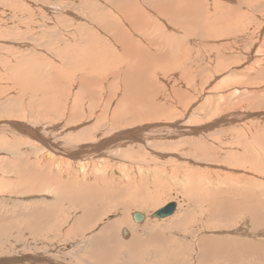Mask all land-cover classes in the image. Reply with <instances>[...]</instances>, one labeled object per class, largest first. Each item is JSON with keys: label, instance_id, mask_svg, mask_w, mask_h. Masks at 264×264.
I'll return each instance as SVG.
<instances>
[{"label": "rangeland", "instance_id": "374dc122", "mask_svg": "<svg viewBox=\"0 0 264 264\" xmlns=\"http://www.w3.org/2000/svg\"><path fill=\"white\" fill-rule=\"evenodd\" d=\"M195 1L197 15L174 31L150 11L157 0H0V123L36 122L53 145L36 149L0 127V264H38L40 255L59 264H264V113L254 117L264 109L252 105L264 92L253 101L232 90H264L248 74L264 63V0ZM119 35L143 48L141 39L160 42L165 54L136 74ZM229 117L241 121L215 129ZM123 130L143 131L141 141L89 150ZM239 132L255 136L249 163ZM170 202L172 216L149 217ZM135 212L144 221L134 223Z\"/></svg>", "mask_w": 264, "mask_h": 264}, {"label": "bare ground", "instance_id": "6f19581e", "mask_svg": "<svg viewBox=\"0 0 264 264\" xmlns=\"http://www.w3.org/2000/svg\"><path fill=\"white\" fill-rule=\"evenodd\" d=\"M143 1V3H146V4H154V2H155V0H154V2L152 1V0H142ZM172 3H171V2ZM182 1V3L181 2H179V0H174V2L172 1V0H157V2H159V8H156V9H154L155 7L152 5L151 7L153 8V9H150V11L151 12H153V13H155L156 14V16L157 17H159V18H164V17H166V18H168V22H173V24H175L174 25V31H175V29L177 28L176 27V25L179 27V28H181V29H183V31H185V26H186V24L185 23H182L181 21H185V20H188V19H192L193 17V15H197V13L196 12H198V10H200V4H202V3H198L197 1H195V0H188V4L186 3V1H184V0H181ZM203 0H201V1H199V2H202ZM243 1V0H242ZM253 2H254V0H253ZM123 3V2H122ZM173 3H178L176 6H173L172 4ZM204 3H205V1H204ZM250 3H252V1H250ZM114 4H116V3H114ZM158 4V3H157ZM156 4V5H157ZM155 5V4H154ZM205 5V4H204ZM248 5V4H247ZM252 6V5H251ZM218 7V6H217ZM229 9V8H228ZM231 10H232V8H231ZM138 11L139 10H136V11H134V14L135 15H138ZM175 11H178V14L179 15H181V17L180 18H178V17H176V15H175V13H173V12H175ZM205 11V10H204ZM223 11V10H222ZM233 11V10H232ZM142 12V11H141ZM215 13V12H214ZM217 13V12H216ZM185 14V15H184ZM110 15V14H109ZM124 16H125V14H123ZM143 16H147L144 12H143V14H142ZM182 15L185 17V19L184 18H182ZM219 15H221V17H222V15L223 14H221V12H220V14ZM143 16H142V18H143ZM164 16V17H163ZM217 16V15H216ZM218 17V16H217ZM227 17V16H226ZM229 17V16H228ZM227 17V18H228ZM117 18V17H116ZM125 18H126V16H125ZM136 18V17H135ZM138 18V17H137ZM201 19V24L199 25L200 27H208L209 26V24H210V21L211 20H209V16H208V14H206L205 13V15H204V17L203 16H201L200 17ZM213 18V17H212ZM129 19V18H128ZM127 19V21H129ZM133 19V18H132ZM219 19V18H218ZM180 20V21H179ZM213 20V19H212ZM148 21V20H147ZM146 21V23L148 24V22ZM156 21V20H155ZM112 22V21H111ZM114 22V21H113ZM112 22V24H114ZM151 22V21H150ZM157 22V21H156ZM166 22V21H165ZM215 22V21H214ZM109 23V22H108ZM216 23V22H215ZM225 23V22H224ZM158 25H159V23H157ZM220 24V23H219ZM118 25V24H117ZM134 25V24H133ZM157 25V26H158ZM222 25V24H221ZM225 25V24H224ZM106 26H107V24H106ZM111 26V25H110ZM113 26V25H112ZM111 26V27H112ZM147 26H149V25H147ZM190 26V25H189ZM192 26H194V25H192ZM211 26V25H210ZM145 27V26H144ZM159 27H161L160 25H159ZM195 27V26H194ZM197 27V26H196ZM213 27V26H212ZM211 27V28H212ZM115 28V27H114ZM134 28H135V25H134ZM152 29H154V31L156 32V33H158L159 34V28H157V27H151ZM210 28V27H209ZM208 28V29H209ZM219 28V27H218ZM122 29V28H121ZM148 29V27H146V29H144V30H147ZM216 29V28H215ZM215 29H213V31L215 30ZM221 29L223 30L224 28H222L221 27ZM234 30H237V29H235V28H233ZM123 30V29H122ZM201 30V29H200ZM203 30V29H202ZM205 30V29H204ZM211 30V29H210ZM217 30V29H216ZM218 30H220V29H218ZM162 31V30H161ZM189 31V30H188ZM193 31V30H192ZM221 31V30H220ZM228 31V30H227ZM128 32V31H127ZM194 32H196V31H194ZM217 32V31H216ZM215 32V33H216ZM219 32V31H218ZM229 32V31H228ZM231 32V31H230ZM135 33V32H134ZM146 33V35H147V32H145ZM175 33H177V32H175ZM209 33V32H208ZM214 33V32H213ZM211 34V33H209V34H211L209 37H213V38H221L223 35H224V33H222L221 34V32H220V34L219 35H214V34ZM235 33V32H234ZM262 32H260V34H261ZM116 34V33H115ZM137 34V33H136ZM208 34V35H209ZM231 34V33H230ZM150 35V34H149ZM154 35H156V34H154ZM176 35V34H175ZM116 36V35H115ZM167 36V35H166ZM148 37V36H147ZM260 37V36H259ZM109 38V37H108ZM107 38V39H108ZM119 38L122 40V42H123V46H124V53L122 54V56L121 57H125V56H127L128 58H126L127 60H129V61H131V62H134V63H136L137 64V67L135 68V72H136V74H140L141 75V72H139V68H141L146 62L145 61H147V59L148 60H150V61H152V63L154 62V61H156V60H158L159 58H162L163 57V55L165 54V51H164V48L161 46V54L159 53V50H160V48H156L157 47V45H159V43H157V42H154L153 40H150V39H146V40H140V44L143 42V43H145V45H146V48H143L142 46H140V45H137L136 44V42L137 41H134V40H132V38H130V40H128L127 41V37L126 36H123V35H119ZM224 38V37H223ZM109 40V39H108ZM169 40V39H168ZM207 40V39H206ZM209 40V39H208ZM111 41H113L112 39L110 40V42ZM116 41H118V40H116ZM116 41H114V42H116ZM171 42V41H170ZM175 42H177V40H175ZM194 42V41H193ZM113 43V42H112ZM111 43V44H112ZM119 43V42H118ZM166 43V42H165ZM172 43V42H171ZM111 44H109V45H111ZM218 44H220V43H218ZM217 44V45H218ZM222 44V43H221ZM121 45V44H120ZM142 45V44H141ZM161 45V44H160ZM215 45V44H214ZM116 46V45H115ZM104 47V46H103ZM106 47V46H105ZM108 47H111V46H108ZM218 47H219V45H218ZM222 46H220V48H221ZM253 47H254V45H253ZM102 48V47H101ZM177 48V47H176ZM250 48V47H249ZM110 49V48H109ZM213 49H215V51L216 50H218V49H216V48H214L213 47ZM251 49V48H250ZM249 49V50H250ZM99 50V49H98ZM101 50H103V49H101ZM112 50H113V48H112ZM210 50V49H209ZM107 51H109L108 49H107ZM107 51H105V52H107ZM114 51V50H113ZM192 51V50H191ZM220 51V50H219ZM251 51V50H250ZM253 51V50H252ZM206 52V51H205ZM222 52V51H221ZM230 52V51H229ZM114 53V52H113ZM212 53V52H211ZM210 53V54H211ZM208 55L209 57L211 56V58H213V57H216V56H218V59L221 57L220 55H218V51H217V54H215L214 53V55ZM223 54V53H222ZM224 54H225V52H224ZM223 54V56H226V55H224ZM231 55V54H230ZM119 56V55H118ZM248 56H250V55H248ZM227 57H229L228 55H227ZM13 58V57H12ZM251 57H249V59H250ZM107 60V59H106ZM123 60V59H122ZM210 60H212V59H210ZM244 61V60H243ZM118 64V63H117ZM264 63L263 62H256V64H254L255 65V70H250V71H248V74H258L259 75V78L261 79V80H264L263 79V77H264V65H263ZM125 65V64H124ZM124 65H123V67H124ZM48 70H50V69H48ZM249 70V69H248ZM62 71V70H61ZM126 71V70H125ZM42 72V71H41ZM169 72H175V69L174 68H170L169 69ZM124 73V72H123ZM45 74V73H44ZM48 75V74H47ZM129 75V74H128ZM131 75V74H130ZM143 75V74H142ZM176 77V76H175ZM177 79V78H176ZM56 80H58V79H56ZM191 80V79H190ZM179 83H181V81H179ZM187 84V83H186ZM252 84H254V83H252ZM255 85H256V83H255ZM261 85V84H260ZM260 85H256L255 87H253L251 90H250V93H247L246 91H247V89L248 88H245V89H243V87L245 86V87H247L246 85H243V87H236V88H233L232 90H235V91H237V92H241V94H244V95H246V96H250L251 98L250 99H253V98H258L259 97V94H262L263 92H264V90H261V86ZM240 86V85H239ZM252 86V85H251ZM215 88V87H214ZM188 89V88H187ZM237 89H243L244 91H241V90H237ZM246 90V91H245ZM172 92H174L173 90H171ZM189 91V90H188ZM249 91V90H248ZM229 92V91H228ZM229 94H230V92H229ZM174 97V96H173ZM185 97V96H184ZM230 97H231V95H230ZM253 101H254V99H253ZM264 102L263 101H261L260 99L258 100V101H256V102H253L252 103V105H260L261 107H262V109H264V106L263 105H261V104H263ZM61 105V104H60ZM251 105V106H252ZM45 106V105H44ZM169 106V105H168ZM237 106V105H236ZM252 109H254L253 107H251ZM255 110H258V111H260V109L259 108H257V109H255ZM176 111V110H175ZM231 111V110H230ZM236 112V111H235ZM253 113H255V112H253ZM263 113L264 112H259V113H255L256 115L254 116L255 117V119H257V121L258 120H260V117L263 115ZM226 115V114H225ZM226 116H230V115H226ZM228 119H230V117L228 118ZM239 121H241V120H235V121H233V120H231L230 119V121H228V122H224V123H222V122H219L217 119L216 120H214V122H213V125H214V127H215V129H218V128H222V127H225V128H227V127H230V124H232V125H235V124H237V123H239ZM256 121V122H257ZM81 122V121H80ZM236 122V123H235ZM226 123H228V124H226ZM32 124V126H30V125H27V124H25V123H22V122H14V121H10V122H8V121H6V122H3V123H0V127L1 128H4V127H7V128H11V129H14L15 131H17L18 133H21V134H23L24 136H26V137H30V139L31 140H35V142H33L34 143V145H36V146H38L36 149H40L41 148V150L42 149H46V151H48V153H50L51 152V150H49V149H52L53 148V145H52V143H51V136L52 135H49V133L47 134V135H45L44 133H41L42 131V129L41 128H38V130H36V122L35 123H31ZM256 124H258V123H256ZM244 123L243 124H241V128L243 129L242 130V132L245 130V128L246 127H244ZM161 126V125H160ZM240 126V125H239ZM114 127V126H113ZM146 127H150V126H146ZM157 127H159L158 125H157ZM238 127V126H237ZM233 128V127H232ZM239 128V127H238ZM41 129V130H40ZM44 129H46V128H44ZM137 129V128H136ZM139 129V128H138ZM55 130V129H54ZM130 130H134V129H130ZM140 130V129H139ZM249 130V129H248ZM41 131V132H40ZM48 131V130H47ZM51 131H53V130H51ZM224 131V130H223ZM232 131V130H231ZM239 131H240V129H239ZM246 131V130H245ZM250 131V130H249ZM49 132V131H48ZM85 132V131H84ZM134 132V131H133ZM233 132H238V131H232V133ZM242 132H239V133H241V136H242V139H241V136L239 137V139H238V141H236V143H239V144H242L241 146H243L242 148H243V152H242V156L244 157V159L249 163L250 162V158H249V149H250V147H249V143H250V141H251V139L253 138V137H255V136H250L249 134H248V132H245V134H242ZM86 133V132H85ZM117 134H114V135H112V138H107V139H102V140H98L99 142L98 143H95L96 145H95V147L93 148L92 146H90V151L91 152H93V151H97L99 148L101 149H104L105 150V148L107 147L106 145H107V143L108 142H111V143H119L120 141H125V142H128L129 140L131 141V142H133V141H135V140H138V141H141L140 139H139V137L140 136H142L141 134L143 133V131H141L139 134H134V135H131V134H129L128 133V130H123V131H118V132H116ZM137 133V132H136ZM197 133H198V131H197ZM191 134H196V133H194V130L192 129V133ZM238 134V133H237ZM252 134V133H251ZM82 135V134H81ZM84 135V134H83ZM235 136H236V133L234 134ZM222 137V136H221ZM231 137V136H230ZM233 138V137H232ZM80 139H82L81 137H80ZM152 141V140H151ZM125 142H123V144L124 145H126V144H128V143H125ZM23 143V142H22ZM139 143V142H138ZM144 144V143H143ZM91 145V144H90ZM119 145V144H118ZM233 145V144H232ZM56 146V145H55ZM88 146H89V144H88ZM109 146V145H108ZM236 146V145H235ZM110 147V146H109ZM126 147V146H125ZM240 147V146H239ZM85 147H83V149H84ZM88 148V147H87ZM114 148V147H113ZM225 148V147H224ZM233 148V147H232ZM74 149V148H73ZM205 149V148H204ZM112 150V149H111ZM237 152V151H236ZM239 152V151H238ZM254 152V151H253ZM74 153V152H73ZM84 153H88V152H83L81 155H83L84 156ZM94 153H96V152H93V154ZM240 153V152H239ZM72 154V153H71ZM85 154V155H86ZM99 154H101V152L99 153ZM53 155V154H52ZM78 155V154H77ZM82 156V157H83ZM89 156V155H88ZM110 156V155H109ZM235 157H236V159H238L239 158V155L237 154V153H235V155H234ZM241 156V155H240ZM241 156V157H242ZM60 157V156H59ZM66 157V156H65ZM85 157V156H84ZM102 157H103V155H102ZM101 157V158H102ZM73 158H76V155H73ZM88 158V157H87ZM72 159V158H71ZM103 159H106V158H103ZM61 160V159H60ZM59 160V161H60ZM73 160V159H72ZM62 161V160H61ZM246 161H245V163H246ZM239 163H241V161L239 162ZM239 163H237V164H239ZM6 164V163H5ZM253 164V163H252ZM246 165H247V163H246ZM236 166V165H235ZM240 166V165H239ZM251 166V165H250ZM248 167H249V165H248ZM242 168V167H241ZM245 168V167H244ZM247 169V168H246ZM227 175V174H226ZM247 175V174H246ZM245 174H244V177L246 176ZM201 176V175H200ZM241 177V176H240ZM242 178H243V175H242ZM247 178V177H246ZM239 179V178H238ZM244 180V179H243ZM246 181V180H245ZM244 181V182H245ZM226 186V185H225ZM241 187V186H240ZM245 190H246V188H245V186H242ZM243 189V190H244ZM244 195V197H243V200H244V202L246 203V205L248 206L247 207V209L245 210L246 211V214H248L249 212H251V211H253L254 209H252L253 207H251V205H250V199H249V196L247 195V194H243ZM243 204V203H242ZM262 204V203H261ZM213 205V204H212ZM215 205V204H214ZM250 205V206H249ZM216 206V205H215ZM257 206V205H256ZM259 206H261V205H259ZM258 206V207H259ZM205 207V206H204ZM217 207V206H216ZM243 207H245V206H243ZM212 208H214V207H212ZM218 208V207H217ZM236 209V208H235ZM258 209V208H257ZM216 210V209H215ZM259 210V209H258ZM225 211L227 212V213H230L231 215L232 214H235L236 212H237V209H236V211H234L233 210V208H231V209H229V210H226L225 209ZM260 211V210H259ZM222 212H224V210L222 209ZM142 214V213H141ZM263 218V217H262ZM123 221H125V220H123ZM172 222V221H171ZM126 231V233H127V235L126 236H128V232H127V230H125ZM125 236V237H126ZM91 241H97V240H93V239H91ZM93 244V243H92ZM97 245H101V247H102V244H99V242L98 243H96ZM82 251V250H81ZM84 251V250H83ZM88 251H90V250H88ZM262 251V250H261ZM86 252V251H85ZM85 252H83V254L85 255ZM87 253V252H86ZM90 254H92V256L94 257V258H96L94 255H93V253H90ZM82 255V254H81ZM81 255H79L78 253H76L75 255L74 254H71L70 256L72 257V258H76V259H80V258H82L83 257V255L81 256ZM41 256V263L42 264H46V263H52V264H59V262H58V260H56V261H54V259H52V258H48V257H44V256H42V255H40ZM69 256V257H70ZM71 257L69 258L70 260H71ZM91 257V256H90ZM24 258V257H23ZM33 258H35V257H33ZM85 258V257H84ZM86 258H87V256H86ZM93 258V259H94ZM19 259V258H18ZM27 260H30L31 261V257L30 258H26ZM36 259H39V258H35V260ZM104 259V258H103ZM83 260V259H82ZM101 260H102V258H101ZM105 260V259H104ZM103 260V261H104ZM1 261H2V259H1ZM9 261V260H8ZM38 261V260H37ZM37 261H35V262H37ZM84 261V260H83ZM92 261V260H91ZM19 262V261H18ZM23 262H25L24 260H23ZM32 263H34V261L32 260L31 261ZM39 263H40V260L38 261ZM37 262V263H38ZM86 262V261H85ZM9 263V262H8ZM20 263H21V261H20ZM26 263V262H25ZM28 263V262H27ZM31 263V264H32ZM38 263V264H39ZM40 263V264H41ZM105 263V262H104ZM202 263V262H201ZM200 262L199 263H197V264H201ZM14 264V263H13ZM23 264V263H22ZM29 264V263H28ZM91 264V263H90ZM92 264H95V260H94V262L92 263ZM205 264V263H204Z\"/></svg>", "mask_w": 264, "mask_h": 264}, {"label": "water", "instance_id": "95a60500", "mask_svg": "<svg viewBox=\"0 0 264 264\" xmlns=\"http://www.w3.org/2000/svg\"><path fill=\"white\" fill-rule=\"evenodd\" d=\"M176 203L175 202H170L167 203L165 206H163L162 208L156 210L155 212H153L149 217L151 219H157V220H161V219H165L167 217H170L174 214V212L176 211ZM132 221L134 223H141L142 221H144L145 216L139 212H135L131 215ZM122 235L126 236L127 233L125 231V229H122Z\"/></svg>", "mask_w": 264, "mask_h": 264}]
</instances>
